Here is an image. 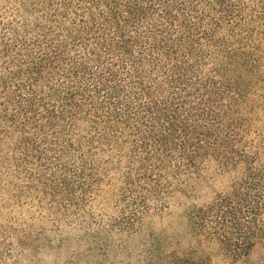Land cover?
Returning <instances> with one entry per match:
<instances>
[{
    "label": "trees",
    "instance_id": "trees-1",
    "mask_svg": "<svg viewBox=\"0 0 264 264\" xmlns=\"http://www.w3.org/2000/svg\"><path fill=\"white\" fill-rule=\"evenodd\" d=\"M263 105L264 0H0V261L17 210L104 200L133 231L177 196L196 244L165 264L237 260L264 242Z\"/></svg>",
    "mask_w": 264,
    "mask_h": 264
},
{
    "label": "rangeland",
    "instance_id": "rangeland-1",
    "mask_svg": "<svg viewBox=\"0 0 264 264\" xmlns=\"http://www.w3.org/2000/svg\"><path fill=\"white\" fill-rule=\"evenodd\" d=\"M260 126L264 128V105ZM214 173L211 170L198 188L202 199L226 183ZM187 204L188 200L177 196L166 213L133 231L110 226L117 215L104 200L91 203L85 214L17 210L3 219L7 224L15 222L16 241L13 256L0 264H165L171 256L195 247ZM215 262L264 264V242L255 239L237 260L216 257Z\"/></svg>",
    "mask_w": 264,
    "mask_h": 264
}]
</instances>
